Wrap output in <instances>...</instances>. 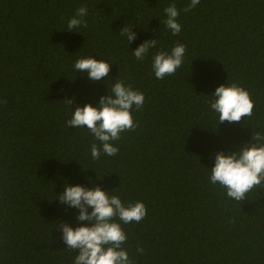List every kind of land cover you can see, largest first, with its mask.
Returning a JSON list of instances; mask_svg holds the SVG:
<instances>
[{"label": "trees", "instance_id": "16d2710c", "mask_svg": "<svg viewBox=\"0 0 264 264\" xmlns=\"http://www.w3.org/2000/svg\"><path fill=\"white\" fill-rule=\"evenodd\" d=\"M172 3L177 36L163 24ZM190 3L0 0V264H73L77 253L58 227L79 226L78 209L56 199L65 183L145 204L139 223L120 222L133 264H264V187L240 203L209 183L217 151H237L264 132V0H200L184 12ZM81 6L87 27L68 31ZM124 24L137 33L130 45L119 34ZM156 38L137 60L132 50ZM176 43L186 45L182 66L156 79L152 55ZM87 56L111 64L109 77L93 82L77 72L75 61ZM116 80L144 94L132 111L138 127L112 142L115 156L93 160L99 142L65 121L76 105L96 106ZM232 82L250 93L253 115L218 124L210 95ZM73 97L70 109L62 100Z\"/></svg>", "mask_w": 264, "mask_h": 264}, {"label": "clouds", "instance_id": "9594fccd", "mask_svg": "<svg viewBox=\"0 0 264 264\" xmlns=\"http://www.w3.org/2000/svg\"><path fill=\"white\" fill-rule=\"evenodd\" d=\"M200 3L191 0L184 12H189ZM163 24L173 36L181 32L178 22L180 10L172 3L164 8ZM88 15L87 6L78 7L67 22V30L75 31L87 27L84 19ZM77 32V31H76ZM119 34L126 37L128 45L136 39L133 26L124 24ZM158 38L149 39L132 50L137 60L143 61L150 49H155ZM186 45L176 43L169 51L158 50L152 55V71L155 78L162 80L165 76L174 75L182 66ZM74 69L87 73V79L93 82L109 77L110 67L105 60L93 56L78 58ZM210 109L217 114L218 124L224 122H240L242 118H251L254 101L250 93L239 83L221 84L210 95ZM68 107L75 103V98L62 100ZM7 104V100L0 101ZM145 97L143 92L126 85L123 80H116L107 95L101 96L96 106L91 103L76 105L71 109V117L65 121L67 127H85L95 141L90 147L93 160H99L101 153L115 156L119 147L113 141L121 139V133L135 131L138 123L134 121L132 111L143 108ZM209 183L219 184L226 190V195L237 202L247 199L246 194L258 186L264 187V132H252L251 141L244 143L237 151L225 154L223 150L215 153ZM111 192V191H110ZM100 186L86 187L80 184L65 183L64 190L57 198L61 204L78 209L76 220L79 226L73 228L67 222H59L60 239L67 249L75 251L73 264H133L128 252L122 247L127 242V235L121 223H139L146 217L147 209L142 201L123 203L118 195H110ZM91 209V211H89ZM87 221V224L81 223ZM56 226V225H55ZM140 254L144 249L137 248Z\"/></svg>", "mask_w": 264, "mask_h": 264}]
</instances>
